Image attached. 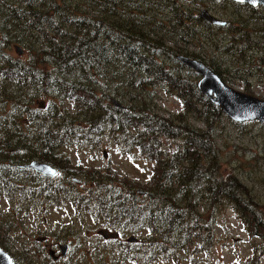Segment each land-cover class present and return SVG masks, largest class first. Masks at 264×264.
<instances>
[{"label": "trees", "instance_id": "obj_1", "mask_svg": "<svg viewBox=\"0 0 264 264\" xmlns=\"http://www.w3.org/2000/svg\"><path fill=\"white\" fill-rule=\"evenodd\" d=\"M74 1L0 0V102L8 105L0 114V197L17 195L26 206L34 199L37 206L70 207L77 218L103 221L116 234H141L135 243L104 241L113 242L111 251L121 264H196L193 256H207L217 239L211 223L200 218L199 198L209 208L230 207L246 240L260 242L263 253L264 210L245 185L220 171L213 132L222 113L198 92L197 76L176 57L204 63L221 78L222 62L206 50L213 44L233 64L256 62L263 73L264 21L256 28L245 20L236 27L232 22L227 44L219 47L207 33L221 28L205 24L177 0ZM10 44L22 45L27 61L8 58L4 51ZM153 90L170 94L181 111L162 116L147 108ZM107 97L124 109L112 107ZM62 101L75 104L74 117L62 109ZM187 117L204 129L189 125ZM103 135L120 155L149 165L142 186L118 178L109 166H74L64 152L98 148ZM162 139L180 143L170 156L162 151ZM31 161L48 164L57 176L20 168ZM76 175L79 186L72 182ZM73 224L59 229L57 243L81 240L83 229L73 232ZM257 260L252 254L243 264Z\"/></svg>", "mask_w": 264, "mask_h": 264}, {"label": "rangeland", "instance_id": "obj_2", "mask_svg": "<svg viewBox=\"0 0 264 264\" xmlns=\"http://www.w3.org/2000/svg\"><path fill=\"white\" fill-rule=\"evenodd\" d=\"M177 1L182 7L190 9L196 15L200 10H206L215 18L227 22L225 28L223 27L221 30L210 28L207 33L217 39L215 43L219 47L227 44L225 37L228 36L232 22L236 27L240 20H245L249 22L248 28H256L264 21L262 7H256L262 10V13H250V10L236 9L227 3L218 1L209 2L206 0L202 3L193 0ZM71 3H75V1L71 0ZM205 38H209V36H205ZM201 42L202 45L205 42L209 44L208 41L204 40L203 42L200 39ZM210 45L213 46V44ZM212 46L206 50H212L210 53L213 57L222 62L221 68L224 75H221V78L225 81L223 82L236 91L264 101V70L262 73L256 69V67L262 68V65L256 62H252V65L233 64L229 58H223L219 51L212 49ZM15 47L21 51L19 55ZM4 52L8 58L13 60L18 59L25 62L29 57L24 47L18 44H10ZM152 92L155 94V98L146 102L147 108L154 107L155 111L162 116H173L181 111L180 103L170 94L160 92V90ZM116 101L120 102L118 99ZM36 103L41 102L37 100ZM61 107L71 116L78 110L75 104L69 101H62ZM7 109L8 105L0 102V114ZM187 119L189 125L204 129L199 120L193 117H187ZM213 142L219 154L222 175L238 179L249 190L254 203L264 210V124L258 122L237 124L222 113L214 128ZM161 144L162 151L170 156L177 149L176 145L180 143L162 139ZM64 152L74 166L97 170L109 166L115 171L118 178L126 177L130 182H136L141 186L146 182V177L149 174L148 164L138 161L136 158L120 155L117 152L116 144L107 135H103L98 148L69 147ZM133 154H135L134 151ZM74 178L79 180L80 177L76 175ZM196 201L201 220L211 223L214 237L217 239L207 256L203 254L193 256L196 264H243L252 254L258 259L257 264H264V252L259 254L258 251L260 242L246 240L247 236L241 219L237 218L230 207L209 208L203 199L198 198ZM34 203L35 200L32 199L33 206H26L23 199L17 195L10 199L0 197V244L2 245L0 248L14 257L15 264H47L45 258L48 257L49 249L59 255L57 248H49V245L56 244L55 235L59 229L68 226L69 223H74L73 232H78L81 229L83 231H80L81 240L77 241L71 237L66 242L58 243H69L70 249H73L72 252H70L71 250L68 252L65 264H111L112 262L118 264L120 261L117 259V253L111 251L110 248L113 242L105 243L101 234H105L108 239L115 240L117 243L125 242L129 236H134L136 239L141 236L138 233L116 234L103 221L92 220L91 222L88 217L77 218L76 213H73L70 207H52L44 202L37 206ZM83 221L84 225H81ZM183 259L187 261L186 258ZM152 264L175 263L158 260ZM180 264H186V262Z\"/></svg>", "mask_w": 264, "mask_h": 264}, {"label": "water", "instance_id": "obj_3", "mask_svg": "<svg viewBox=\"0 0 264 264\" xmlns=\"http://www.w3.org/2000/svg\"><path fill=\"white\" fill-rule=\"evenodd\" d=\"M219 1V0H213ZM236 4H246L250 7L262 6L264 7V0H228ZM198 17L206 24L212 26H224L225 22L210 15L206 10H200ZM18 55L20 50L15 47ZM176 60L183 66L192 70L197 76L196 88L206 99L232 122L245 123L256 121L264 124V101L258 100L252 96L235 91L229 88L222 80L208 69L203 63L196 60L177 56ZM112 107L117 109H124L120 103L111 97H107ZM20 168L33 171L46 178H54L57 172L51 166L38 161H31L28 164L21 165ZM72 182L79 184L78 179H72ZM128 243H135L136 238L130 236L127 240ZM62 256H65L67 246L62 245L59 247ZM50 256L52 252L49 253ZM0 264H13L10 256L0 249Z\"/></svg>", "mask_w": 264, "mask_h": 264}, {"label": "flooded vegetation", "instance_id": "obj_4", "mask_svg": "<svg viewBox=\"0 0 264 264\" xmlns=\"http://www.w3.org/2000/svg\"><path fill=\"white\" fill-rule=\"evenodd\" d=\"M258 7H262V6H258ZM225 26H227V22H226V25ZM225 26H221V27H219V28H223V27H225ZM217 27V26H216ZM250 53V52H249ZM101 237H102V239H104V241H107L108 240V237L105 235V234H101ZM125 242H127V241H125ZM62 245H66L67 246V251H66V253H65V256H62L61 255V252H60V250H59V247L60 246H62ZM50 247H53V248H57V250H58V252H59V255H56L55 254V252H54V250H52V249H49V251L47 252V255H48V257L55 263V264H61V263H65V260L67 259V254H68V252L70 251V252H72V250L73 249H70L71 247L68 245V244H66V243H64V244H58L57 242H56V244L55 243H52V244H50L49 245V248ZM72 247H73V245H72ZM50 252H52V255L50 256ZM80 252V251H79ZM78 252V253H79ZM70 254V253H69ZM12 257V256H11ZM13 259V261H15V259H14V257H12Z\"/></svg>", "mask_w": 264, "mask_h": 264}, {"label": "bare ground", "instance_id": "obj_5", "mask_svg": "<svg viewBox=\"0 0 264 264\" xmlns=\"http://www.w3.org/2000/svg\"><path fill=\"white\" fill-rule=\"evenodd\" d=\"M237 28H238V27H237ZM236 30H237V29H236ZM231 31H232V30H231ZM234 31H235V30H234ZM235 35H236V34H235ZM236 36H237V35H236ZM233 37H234V36H233ZM8 255L10 256V258H11V259H13V258L11 257V255H10V254H8Z\"/></svg>", "mask_w": 264, "mask_h": 264}]
</instances>
